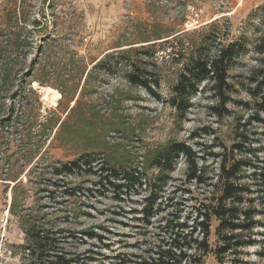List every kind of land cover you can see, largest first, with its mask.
Wrapping results in <instances>:
<instances>
[{"label":"rangeland","instance_id":"374dc122","mask_svg":"<svg viewBox=\"0 0 264 264\" xmlns=\"http://www.w3.org/2000/svg\"><path fill=\"white\" fill-rule=\"evenodd\" d=\"M263 36L264 0H0V264L32 259L20 221L26 214L56 234L76 264H140L161 242V216L192 218L200 199L220 194L219 159L212 154L231 157L243 140L238 126L258 112L248 89L250 78L264 72ZM205 41L209 58L232 42L242 48L228 72L234 101L225 105L228 113H218L221 100L205 79L181 113L170 103L173 88ZM140 62L145 78L157 72L160 97L129 81L131 64ZM244 134L246 148L256 152L242 156L263 161L264 125L251 121ZM174 142L190 146L212 180H189L180 155L161 189L175 207L152 225L138 219L145 189L122 199L86 191L98 189L106 163L154 177L153 159ZM87 155L93 172L57 175L61 164ZM74 187L81 189L68 196ZM217 226L213 218L204 264H217ZM243 250L247 264H264L259 246Z\"/></svg>","mask_w":264,"mask_h":264},{"label":"trees","instance_id":"16d2710c","mask_svg":"<svg viewBox=\"0 0 264 264\" xmlns=\"http://www.w3.org/2000/svg\"><path fill=\"white\" fill-rule=\"evenodd\" d=\"M206 41L192 52L182 68V74L178 83L174 86V96L170 99L171 105L179 112L185 113L191 107V99L198 92L201 81L207 79L212 83V90L221 100L222 108H216L218 113H228L225 105L234 101L231 93L235 91L233 84L228 80L229 68L239 58L241 46L232 42L226 47L218 49L214 58L205 55ZM262 52H264V36L261 40ZM107 62V59L102 63ZM129 81L139 87L147 89L153 96L160 97L155 88H159L160 80L157 72H154L150 80L145 78V68L142 62L131 64ZM253 86L248 89L249 94L255 99L257 114L240 124L237 135L242 142L232 146L231 157L226 154H212L219 159V173L217 183L220 185V194H210L200 199L194 207L195 214L191 218L181 220L179 214L166 212L160 217L159 231L162 234L161 242L153 245L146 253V258L141 256L140 264H204V258L211 252L210 236L212 219L218 221L216 228L217 246L214 250L217 264H247L242 258L244 248L259 246L258 255L264 258V210L257 209L256 202L264 207V160L258 161L257 157L248 158L242 156L243 151L248 155H255L256 150L246 148L248 138L245 136L251 121L264 125L261 111H264V72L260 71L250 78ZM33 91V90H32ZM249 108L248 102H237ZM237 154L241 155L237 158ZM188 161V178L198 184H206L212 180L209 178L198 162L196 153L186 143L174 142L160 151L152 161V168H157L158 173L148 178L146 172L139 168H117L106 164L101 166V174L94 183V188H88V193L112 191L116 199H122L123 195H132L133 192L145 189L143 206L139 210L142 217L138 218L146 226L152 225L153 219L165 213L166 209L174 208L173 198H163L162 187L169 180L174 171L175 161L180 156ZM94 159L87 155L82 159L70 163L61 164L57 175L73 174L85 169L93 172ZM106 165V166H105ZM84 167V168H83ZM248 171L250 173H248ZM95 173V172H94ZM96 175V173H95ZM216 187V184H211ZM81 188L66 190L68 196H76ZM95 195V194H90ZM93 197V196H92ZM164 206V207H163ZM138 211V210H137ZM169 211V210H168ZM21 224L28 238V250L32 259L28 264H76L77 259L66 256L61 251V243L56 234L46 232L45 228L37 225V220L26 214L20 217ZM61 233V232H59ZM93 237V233L87 232ZM58 235V234H57Z\"/></svg>","mask_w":264,"mask_h":264}]
</instances>
